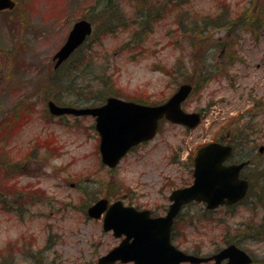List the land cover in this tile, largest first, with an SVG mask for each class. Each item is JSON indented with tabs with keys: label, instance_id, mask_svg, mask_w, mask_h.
<instances>
[{
	"label": "rangeland",
	"instance_id": "obj_1",
	"mask_svg": "<svg viewBox=\"0 0 264 264\" xmlns=\"http://www.w3.org/2000/svg\"><path fill=\"white\" fill-rule=\"evenodd\" d=\"M15 1L17 9L0 12V159L7 157L3 164L18 162V168L9 167L5 174L24 193L18 208L24 210L18 213L17 209V215L0 209V252L20 238L19 252L1 254L0 264H92L118 240L102 232L99 220L85 216L84 192L101 196L119 185L122 191L116 195L126 194L125 202L161 209L173 188L191 181L180 159L199 144L240 131L253 133L264 144V0ZM105 2L117 5L106 8ZM244 9L245 19L229 25L232 16ZM114 10L123 16L117 15L122 22L113 19L116 26L111 24L113 30L108 32L103 27ZM142 11L153 16L152 27L135 35L139 27L123 22L133 21ZM259 15L258 23H251ZM81 16L93 18L95 32L89 43L117 81L121 95L155 102L168 97L184 80L195 83L199 78L184 108L202 110L200 124L187 129L162 122L151 140L133 148L110 172L99 165L98 136L90 117L44 122L35 113L19 132L18 125L3 122L18 102L39 104L44 95L59 92L47 76L51 57ZM97 30H101L99 38ZM58 77L62 81L65 71ZM48 82L54 86L46 90L42 86ZM39 135L54 148L36 147L21 160V151L29 149ZM109 181L115 185H106ZM244 218L250 214L243 210L224 215L223 224L214 230L219 234L215 238L223 234L224 224L235 230ZM205 230L212 232L210 226ZM202 239L207 247L208 240ZM191 240L184 243L193 244ZM258 244L246 243L252 250Z\"/></svg>",
	"mask_w": 264,
	"mask_h": 264
},
{
	"label": "water",
	"instance_id": "obj_2",
	"mask_svg": "<svg viewBox=\"0 0 264 264\" xmlns=\"http://www.w3.org/2000/svg\"><path fill=\"white\" fill-rule=\"evenodd\" d=\"M12 5L11 0H0V9ZM90 32L91 24L86 19L75 21L64 43L53 56L56 59L55 66L66 59ZM190 88L188 84L180 85L166 102L159 105H143L109 97L107 103L101 107L59 106L49 100L48 108L53 114L95 115V127L102 136L100 143L102 160L114 165L131 145L151 138L156 131L158 119L163 116L172 122L189 127L197 124L198 113H188L180 107ZM230 151L229 145L217 142H209L201 146L194 157L192 183L171 192L169 198L172 203L163 217L149 219L145 216L146 212L118 209L121 206L117 202L110 205L104 216V228H113L117 235L123 232L127 238L101 256L98 264H109L116 259L127 261L133 258L135 264H178L182 260L199 261L201 258L176 250L169 243L170 224L180 206L191 199L202 200L211 208L222 202H233L244 194L247 182L238 178L243 163L222 165V161L228 157ZM105 205L106 200H98L88 208L89 215H99ZM153 231H157L160 235L149 236ZM132 234L135 235V241L129 243L127 239ZM226 256L229 257L227 264H242L243 257L247 255L235 245H228L214 255L217 261Z\"/></svg>",
	"mask_w": 264,
	"mask_h": 264
},
{
	"label": "flooded vegetation",
	"instance_id": "obj_3",
	"mask_svg": "<svg viewBox=\"0 0 264 264\" xmlns=\"http://www.w3.org/2000/svg\"><path fill=\"white\" fill-rule=\"evenodd\" d=\"M108 1L110 0H107L106 2ZM106 2L104 4H107ZM222 12L220 15H224ZM220 15L218 16L219 18ZM224 19H226L225 15L223 16V20ZM224 22L226 21L224 20ZM233 57V51H230V54L228 53V59L230 63L233 62ZM104 101L102 103L99 102V106L102 105ZM138 101L143 100L140 98ZM185 102L186 101H184V103ZM198 112L200 115L203 114L202 110ZM17 113L21 114L20 111H17ZM85 117L88 116H84L83 118ZM53 118L55 119V117ZM60 118L58 117L57 119ZM74 118L77 119L79 117ZM241 134L239 135V141H237L238 137L235 136L236 134L231 135L230 133L220 134L215 137L214 140L220 141L221 143H227L231 146L230 154L222 162V165L229 166L232 164L243 163L238 173L239 178L247 181L246 193L235 202L222 203L214 208H208L206 207L205 202L197 200H189L181 205L178 212L172 219L169 229V242L177 250L195 255L198 258L207 259L199 260L197 262L186 260L179 262V264H226L228 257H222L220 260L216 261L214 255L229 244H234L247 253L249 259L246 261L247 259L243 258V264H264V144L258 143V140L262 138L254 136L253 133H249V131H243ZM40 145L44 149L48 150L54 148L53 146H50L45 140H42ZM202 145L203 143L199 144L196 148L185 154V156L183 155L181 159L179 158L180 163H183L190 173L191 181L194 156L196 155L198 148ZM9 178L11 179V177L7 175H2L0 177V209L6 211L10 210L17 213L16 210L21 207L20 204L22 203V201L19 203L20 197L24 198V193L21 192V188L19 189L15 185L12 186V184H10ZM4 180H7L6 182L8 183H3ZM190 182L185 183L182 186H186L190 184ZM71 185L74 184L72 183ZM125 192L127 191L125 190ZM167 200V205L161 209H154L145 204L140 205L136 202H125V200L122 201L127 205L134 206L138 210H147L151 217H157L167 214L170 205L169 194L167 195ZM194 205H198L199 207ZM23 210L24 207H22L21 212ZM241 210L250 214V218H247V220L244 218L243 220L246 221L243 222L242 220L240 223H238V228L235 230L229 229L227 224H224L220 228L223 231V234L220 236L219 240H217L215 237H218L219 234L217 235L214 230L215 228H218L219 225L223 224L224 221L222 220V217L226 214ZM18 213H20L19 209ZM216 213H220L221 216L216 218L214 216ZM209 226L212 229L210 234H208L209 231L205 230V228H208ZM159 235L160 234L157 231L149 233V236L158 237ZM124 236L126 235L122 233L121 235L114 237L117 238L119 243L121 239L124 238ZM144 236H146L145 233ZM189 236H197L201 237V239L196 238L191 240V238H188ZM204 237H206L209 243H207V247L205 246L206 242L204 243L202 239ZM132 240L133 236L129 237V242ZM188 240H191L193 244L184 243H187ZM247 242H258V248L256 250L250 249L246 245ZM16 252H19V249L16 248L13 250L11 255H15ZM97 258L98 256L93 259L95 260L94 263H96ZM116 263L119 264L121 262L116 261L114 264ZM124 263L135 264V259H130Z\"/></svg>",
	"mask_w": 264,
	"mask_h": 264
},
{
	"label": "trees",
	"instance_id": "obj_4",
	"mask_svg": "<svg viewBox=\"0 0 264 264\" xmlns=\"http://www.w3.org/2000/svg\"><path fill=\"white\" fill-rule=\"evenodd\" d=\"M173 3H176V0H172ZM176 1V2H175ZM107 6V5H105ZM107 8V7H106ZM123 17L120 14H113L112 18H107L105 23L107 28L106 29H113L110 27L112 24L113 27L114 24L111 23L113 19L119 20V17ZM242 15L243 19H245V16L247 15V12L245 9L243 12L234 14L232 16V24L230 23L229 25H232L233 27L235 26V23L242 21ZM142 20L141 23L148 22L150 23L153 19V16L147 12L145 14H142ZM261 18V16L255 17L251 23H258L257 21ZM238 19V21H236ZM122 22V21H121ZM124 23H129V22H123ZM121 25V24H119ZM118 25V26H119ZM143 29L149 30L148 25H143ZM252 28V26H251ZM142 29V30H143ZM92 46L89 44V41L82 46L78 48L74 56L71 57L67 61V63L64 64V66L60 67L58 71H48V80L50 79L51 82L55 81V87L57 88L59 92H56L55 98L59 102H72L75 103L77 101H80L83 97L84 99L88 101H98L102 99L105 95L108 93H111V80L110 78L112 75L109 73V69L107 67H101L99 66L95 60H94V54L91 51ZM61 70L65 71V77L62 80L63 82L66 83H59V73ZM85 72V74L81 73ZM77 79H81L79 83H75L74 81H77ZM101 80H105V83H101ZM71 82V83H70ZM48 85L42 86L47 90L48 87H52L54 85L50 84L49 82L47 83ZM52 89V88H51ZM71 95H77L78 97H72ZM24 104V103H23ZM22 104V106H23ZM25 107V105L23 106ZM30 106H26L24 108L22 117L26 116L28 113V110ZM240 138H237V141H239ZM0 166L3 168L8 169L9 167H15V165H9V164H2L0 163Z\"/></svg>",
	"mask_w": 264,
	"mask_h": 264
}]
</instances>
